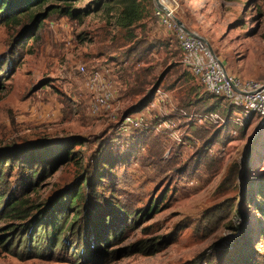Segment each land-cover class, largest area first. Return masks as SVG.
<instances>
[{
    "label": "rangeland",
    "instance_id": "1",
    "mask_svg": "<svg viewBox=\"0 0 264 264\" xmlns=\"http://www.w3.org/2000/svg\"><path fill=\"white\" fill-rule=\"evenodd\" d=\"M66 1L90 12L70 17L61 12ZM180 1V18L229 72L264 79V0ZM119 7V0H48L33 8L43 15L34 28L28 16L0 23V155L72 136L82 142L74 148L82 161L39 167L35 186L24 185L17 160L4 162L5 199L48 202L85 168L112 165L85 187L88 231L80 241L69 237V220L66 246L34 256L24 245L16 252L21 242L15 251L0 243V264H240L247 239L264 261V118H242L225 101L210 109L217 99L193 76L175 34L151 12L144 29H125ZM81 65L111 70V108L91 110ZM129 112L142 123L128 130L119 124ZM154 202L159 210L146 213ZM114 203L140 215L119 210L112 225L122 235L111 230L109 242L97 241L94 212L100 205L113 214ZM29 207L26 218L0 219V234L33 219L38 211ZM210 213L220 214L212 224Z\"/></svg>",
    "mask_w": 264,
    "mask_h": 264
},
{
    "label": "trees",
    "instance_id": "2",
    "mask_svg": "<svg viewBox=\"0 0 264 264\" xmlns=\"http://www.w3.org/2000/svg\"><path fill=\"white\" fill-rule=\"evenodd\" d=\"M46 1L48 0H0V23L17 22L21 20L22 17L28 16L29 19L32 20L30 25L34 28L43 18V15L41 12L35 13L33 8L37 5H43ZM119 4L120 7L116 10L118 14L117 21L118 24L125 29L133 28L132 30H134V27L137 25H140L141 28L144 29L145 24H143L142 20L150 15V12L155 17L152 0H119ZM61 12L70 17H80L88 14L90 9L76 8L72 2L66 1L61 5ZM131 34L134 36V32H131ZM151 46L152 43L150 44V47ZM193 76L195 75L193 74ZM208 93L217 99L213 107H209L210 109L219 105L222 101H225L229 105L228 108L230 112L235 109L240 110L238 105L231 103L226 97L211 92ZM120 125L121 123L119 127ZM115 140L117 141L118 139ZM80 143H82L80 138L72 136L63 140L46 141L37 147H32L28 151L8 152L7 154L0 155V219L6 217L26 218L30 213L27 211L28 208H30L29 206L33 205L36 206V210L38 211L33 219H30L24 224L19 223L16 227L14 226L12 230L8 229L0 234V243L5 248L10 251H15L16 249H14V246L17 242H21L16 252L20 253V247L24 245L29 250L28 253L36 256L45 254L48 249L55 250L58 246L64 247L68 244L69 240L66 232V224L69 220V237L71 234L73 235L75 233L77 234V240L80 241L83 230L87 228L88 231V214L86 211L84 212L81 204V201L84 200L86 196L85 187L89 183V178L101 176V172L104 173L105 169L112 167L111 161L104 160L99 165L97 164L90 168H85V173L87 174H83L70 186L60 192L57 198L48 202H39L30 205L28 203V198L15 197L14 193L11 194L9 199H5L6 190L3 187L8 175V172L4 170V162L8 163V168H10L13 166L14 160H17L19 167L22 169L21 180L24 181V185H28L26 183H31V185L35 186L34 179L40 171L39 167L43 168V172H45L49 168L55 167L59 162L65 163L70 159L76 162L82 161V157L75 156L76 150L74 149L75 146ZM105 146L107 145L105 144ZM91 191L93 195L95 192L93 189ZM91 204L93 205V202H91ZM114 204L117 211L113 214L109 213L108 207L100 211V205L97 206L94 212L93 223L95 225L91 222L90 228L93 230L97 241L109 242L111 237H109L108 234L111 230H113L112 238H118L122 235V229L117 230L112 225L117 218L119 210L123 212L125 218H132L134 214H136L135 217L140 215L136 213V210L133 211L127 208L124 210L121 209V205L119 206L117 203ZM153 208L159 210L156 202L148 205L144 211L149 213ZM69 210H75L73 211L72 219H69V214H67ZM219 215L220 214L215 213L209 214L208 219L211 224L216 221ZM7 232H9V234L5 235ZM15 232L19 234L14 241L13 234ZM85 238H87V236ZM58 240H60L59 243ZM74 252L78 254L77 250ZM238 256L241 258L240 264H264V261L256 255L255 249L250 245L249 239L240 244Z\"/></svg>",
    "mask_w": 264,
    "mask_h": 264
},
{
    "label": "built area",
    "instance_id": "3",
    "mask_svg": "<svg viewBox=\"0 0 264 264\" xmlns=\"http://www.w3.org/2000/svg\"><path fill=\"white\" fill-rule=\"evenodd\" d=\"M152 2L157 22L165 30L175 34L179 47L185 54L186 65L204 89L222 95L231 103L238 105L242 118L251 113L264 118V79L245 78L229 72L220 57L212 52L206 37L193 35L178 23L176 17L180 18L178 15L181 8L180 0H152ZM80 68L85 76V85L92 95L91 110L98 112L104 108H111L117 96L116 80L111 70L87 69L85 65H81ZM141 123L139 116L129 112L123 114L120 126L129 130L140 126Z\"/></svg>",
    "mask_w": 264,
    "mask_h": 264
},
{
    "label": "water",
    "instance_id": "4",
    "mask_svg": "<svg viewBox=\"0 0 264 264\" xmlns=\"http://www.w3.org/2000/svg\"><path fill=\"white\" fill-rule=\"evenodd\" d=\"M176 19H177L178 23L181 24V25L184 27V29H185L186 31L190 32V33L193 34V35L200 36V37H204V36L201 35L200 33H198V32H196V31L190 29L189 27H187V26L184 24L183 20L180 19L179 17H176ZM209 45H210V48H211L212 52L215 53V51H214L213 47L211 46V43H210V42H209ZM222 64H223V63H222ZM223 65H224V64H223Z\"/></svg>",
    "mask_w": 264,
    "mask_h": 264
},
{
    "label": "crops",
    "instance_id": "5",
    "mask_svg": "<svg viewBox=\"0 0 264 264\" xmlns=\"http://www.w3.org/2000/svg\"><path fill=\"white\" fill-rule=\"evenodd\" d=\"M195 31V30H194Z\"/></svg>",
    "mask_w": 264,
    "mask_h": 264
}]
</instances>
